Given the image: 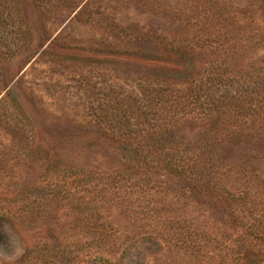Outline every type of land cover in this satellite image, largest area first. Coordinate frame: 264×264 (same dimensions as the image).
I'll use <instances>...</instances> for the list:
<instances>
[{"label":"rangeland","instance_id":"obj_1","mask_svg":"<svg viewBox=\"0 0 264 264\" xmlns=\"http://www.w3.org/2000/svg\"><path fill=\"white\" fill-rule=\"evenodd\" d=\"M0 264H264V0H0Z\"/></svg>","mask_w":264,"mask_h":264}]
</instances>
